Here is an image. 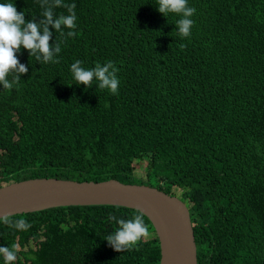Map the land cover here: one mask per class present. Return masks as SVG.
<instances>
[{
	"label": "trees",
	"instance_id": "trees-1",
	"mask_svg": "<svg viewBox=\"0 0 264 264\" xmlns=\"http://www.w3.org/2000/svg\"><path fill=\"white\" fill-rule=\"evenodd\" d=\"M63 2L75 4L77 20L70 38L48 25L50 45L61 44L59 63L21 49L27 72L9 74L20 80L10 90L0 85V189L37 179L154 188L188 207L197 264H264V0H188L196 11L187 38L177 34L180 17L159 14L156 0ZM0 3L37 24L50 7L54 19L67 15L53 0ZM76 60L86 69L111 61L117 94L95 80L77 85ZM109 214L138 212L11 216L31 227L0 221V247L14 248L12 264H160L148 219L149 238L117 253L104 240L117 227Z\"/></svg>",
	"mask_w": 264,
	"mask_h": 264
},
{
	"label": "clouds",
	"instance_id": "clouds-1",
	"mask_svg": "<svg viewBox=\"0 0 264 264\" xmlns=\"http://www.w3.org/2000/svg\"><path fill=\"white\" fill-rule=\"evenodd\" d=\"M53 3L56 7L66 8L67 15L60 14L54 19L52 8L45 9L44 19L41 21L44 25L42 32L41 24L32 20L26 22L24 12H18L13 3H0V85L4 89L10 90L20 81L19 75H14L12 81L9 82L10 73L24 74L27 72V68L20 64L17 58V53L21 49L27 51L30 57L40 60L41 63H59L55 57L61 51V44L50 45L51 33L48 25L61 34H63L62 30H66L67 38L76 35L74 31L77 20L75 4H65L63 0H53ZM156 5L159 14L165 17L174 14L180 17L175 27L181 38H187L190 35L194 23L191 17L196 9L188 6V0H156ZM81 65L82 62L76 60L70 66L73 80L77 85H84L87 88L95 80L100 90L106 89L109 94H117L120 84L117 77L118 69L111 61L103 65L97 63L91 69H86ZM107 219L109 222L116 221L117 227L104 240L117 253L131 250L141 239H147L150 236L142 214L138 213L130 219L118 218L114 214H109ZM0 221L17 230L26 231L31 227L24 219L12 221L4 216L0 218ZM0 256L4 258L5 264H12L16 259V252L14 248L0 247Z\"/></svg>",
	"mask_w": 264,
	"mask_h": 264
},
{
	"label": "water",
	"instance_id": "water-1",
	"mask_svg": "<svg viewBox=\"0 0 264 264\" xmlns=\"http://www.w3.org/2000/svg\"><path fill=\"white\" fill-rule=\"evenodd\" d=\"M114 207L148 219L159 238L160 264H197L188 207L177 197L116 180L76 183L55 179L29 180L0 189V218L48 209Z\"/></svg>",
	"mask_w": 264,
	"mask_h": 264
},
{
	"label": "rangeland",
	"instance_id": "rangeland-1",
	"mask_svg": "<svg viewBox=\"0 0 264 264\" xmlns=\"http://www.w3.org/2000/svg\"><path fill=\"white\" fill-rule=\"evenodd\" d=\"M146 166L145 163L142 164V167L144 168ZM144 176V173H141L140 171L138 172H134V177H139V178H142ZM133 183L136 184V185H142V184H145L144 182L140 181V180H137V179H134L133 178ZM153 234V232H151Z\"/></svg>",
	"mask_w": 264,
	"mask_h": 264
},
{
	"label": "flooded vegetation",
	"instance_id": "flooded-vegetation-1",
	"mask_svg": "<svg viewBox=\"0 0 264 264\" xmlns=\"http://www.w3.org/2000/svg\"><path fill=\"white\" fill-rule=\"evenodd\" d=\"M34 247V245H32Z\"/></svg>",
	"mask_w": 264,
	"mask_h": 264
}]
</instances>
